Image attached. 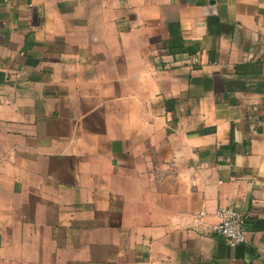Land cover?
I'll return each instance as SVG.
<instances>
[{"label": "crops", "instance_id": "1", "mask_svg": "<svg viewBox=\"0 0 264 264\" xmlns=\"http://www.w3.org/2000/svg\"><path fill=\"white\" fill-rule=\"evenodd\" d=\"M0 264H264V0H0Z\"/></svg>", "mask_w": 264, "mask_h": 264}, {"label": "built area", "instance_id": "2", "mask_svg": "<svg viewBox=\"0 0 264 264\" xmlns=\"http://www.w3.org/2000/svg\"><path fill=\"white\" fill-rule=\"evenodd\" d=\"M204 215L203 211L197 214V218ZM216 222L211 225V229L223 237L224 241L230 245H238L246 242L244 216L231 207L223 206L216 210Z\"/></svg>", "mask_w": 264, "mask_h": 264}]
</instances>
